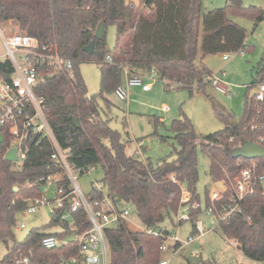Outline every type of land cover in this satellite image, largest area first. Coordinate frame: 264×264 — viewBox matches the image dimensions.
Returning <instances> with one entry per match:
<instances>
[{"label": "trees", "instance_id": "obj_1", "mask_svg": "<svg viewBox=\"0 0 264 264\" xmlns=\"http://www.w3.org/2000/svg\"><path fill=\"white\" fill-rule=\"evenodd\" d=\"M243 17L257 23L263 20L261 9L242 7L240 0H226L223 8L204 14L201 19V0H138L137 4L125 0H0V24L11 22L20 34L38 39L40 47L48 48L60 57L70 60L71 71L44 70L42 80L35 89L42 100V110L59 147L70 156L69 164L80 169V176L91 168H99L109 196L115 205L130 206L141 226L157 228L166 218L175 214L180 206L181 191L167 182L174 175L180 182L188 179L187 189L192 202H199L196 194L198 167L196 142L208 159V177L213 183L226 187L222 199L210 202L205 197V209L217 219L216 230L227 241L233 242L248 260L264 262V185L258 180L253 193L241 202L242 212L220 221V213L234 195V181L244 168L254 164L255 177L264 174V159H234L230 151L250 140L264 148V97L259 101L250 89L264 83V64L247 87L243 115L238 121H225L224 129L209 135L196 136L190 121L184 116L173 121L174 139L179 144L177 161L166 159L153 168L150 163L126 153L131 142L109 125L111 102L106 95L115 93L121 85L116 64H127L140 73L151 70L161 82L177 88L200 91L212 73L203 64L206 56L244 53L247 46L246 30L234 23L233 18ZM104 21L105 29L112 25L116 40L111 51L105 36L96 40L94 33ZM106 35V32H105ZM94 42L91 55L84 48ZM111 62H106V57ZM261 61H264V56ZM84 62L100 65V92L88 96L87 87L78 73ZM13 66L8 59L0 61V77L9 80ZM76 121L77 125H75ZM125 124V123H124ZM0 242L7 253L0 264L17 263L23 258L27 264H56L59 259L78 256L76 241L68 239L90 228L85 213L79 210L62 224L63 231L47 233L58 226L53 218L48 224L33 228L17 241L13 229L17 214L23 212L30 200L42 196L45 181L60 175L67 186L63 169L51 160L54 152L46 138L29 136L22 165L4 160L12 143L7 131H0ZM262 139V140H261ZM91 200L100 195H88ZM68 204H66V207ZM201 212L190 211L192 233ZM168 235L166 230H158ZM55 235L67 239L65 244L46 250L41 239ZM105 238L109 250V264H158L162 259L160 247L163 237L142 231H133L125 222L107 228ZM178 245L175 246L177 248ZM199 258V257H198ZM187 259L188 264H219L202 258Z\"/></svg>", "mask_w": 264, "mask_h": 264}, {"label": "rangeland", "instance_id": "obj_2", "mask_svg": "<svg viewBox=\"0 0 264 264\" xmlns=\"http://www.w3.org/2000/svg\"><path fill=\"white\" fill-rule=\"evenodd\" d=\"M134 1L138 2V0ZM225 3L226 0H201V19L204 14L223 8ZM240 3L242 7L254 6L264 13V0H240ZM233 21L246 30L249 50L244 53L226 54L229 57L227 62L222 60L223 55L206 56L203 59V63L212 74L224 71L223 80L229 86L228 96L218 93L211 86H206L200 91L195 88L192 90L177 88L173 84L168 88L166 84L169 82H161L154 72H149L146 76L145 84L151 85L148 93H143L140 88L130 87L126 91V100L118 99L115 93L106 95L112 104L109 113L110 127L116 130L122 139L131 141L126 149L128 155L134 156L136 146H140L142 152L140 160L150 163L153 168L162 159L169 162L177 161L176 152L180 147L174 139L172 131L174 120L185 116L190 121L196 136L200 137L224 129L225 121L220 115L234 121H238L243 115L247 87L264 64V61H261L264 56V17L257 23L243 17H235ZM0 29L4 30L2 26ZM15 33H20L18 27L6 30L4 36L8 37ZM105 39L108 48L112 51L116 40L114 26L109 25L106 28ZM4 53L0 33V61L7 59ZM16 57L20 59L21 55L17 54ZM78 73L87 87L88 96L99 94L100 65L95 62L80 63ZM121 84L124 86L122 78ZM258 90L259 86L250 89L249 95L258 92ZM163 107L168 108L167 113L160 112ZM2 139L0 133V145ZM196 159L198 167L196 194L201 206V212L197 219L202 221L205 231L208 229L211 231L202 237H198L196 233L193 234L191 222H178L182 216L181 211L172 214L170 218H166L160 223L155 229L169 232L170 235L166 242L168 246L173 245L171 238L175 236L180 242H185L189 237L193 238V243L180 251L173 258L172 264H185V258H188L191 253L201 254L203 260H214L219 264H237V261L240 264H252L235 249L236 245L233 242L227 241L221 236L220 231L216 230V224L211 216L206 215V193L213 189L219 191L224 188V185H215L208 177L209 162L202 155L198 141L196 142ZM76 177L78 185L84 194L88 195L92 187L91 183L101 181L102 172L97 168L95 171ZM43 189L45 186L42 187ZM53 191L54 187L50 189L48 197L53 196ZM43 211L46 213L45 210ZM16 220L17 224L24 223L27 227L22 231L13 230L15 239L22 241L33 228L44 226L50 218L45 214L40 219L36 215H29L23 211L17 214ZM126 225L133 231L143 229L133 210ZM49 229L59 231L56 228ZM6 253L7 246L0 242V260ZM168 256V253H163L162 259H168ZM259 264H264V262Z\"/></svg>", "mask_w": 264, "mask_h": 264}, {"label": "built area", "instance_id": "obj_3", "mask_svg": "<svg viewBox=\"0 0 264 264\" xmlns=\"http://www.w3.org/2000/svg\"><path fill=\"white\" fill-rule=\"evenodd\" d=\"M2 44L5 57L11 62L14 71L9 80L0 77V131L5 130L12 137V143L8 151L11 149L17 150V161L14 164L22 165L27 151L25 141L30 135L40 139L46 138L54 149L51 160L63 169L67 183V186H65L60 175L49 177L45 181V189H43L42 196L30 200L24 211L29 215H36L40 219L47 214L50 220L46 224L55 218L61 224L52 228L59 230L54 231V233H60L63 231L62 224L69 222L71 214L82 210L90 223V228L80 234L71 236L73 238H68L77 242L79 248L78 256L67 260L60 258L56 264H109V250L105 238V230L120 222L127 223L132 208L126 205H115L103 181L91 183L90 192L100 195L98 199L91 200L88 196L90 192L88 195L84 194L78 185L76 177L80 176V169L74 168L69 164L68 158L70 154L62 150L57 144L43 113L42 100L35 94V89L42 80L45 69L46 71L50 68L60 71H71L73 64L70 60L60 57L50 49L41 48L38 39L33 36L15 33L8 37H2ZM17 54L21 55L20 59L16 57ZM222 60L227 62L229 60L228 55H223ZM105 61L111 62V58L107 56ZM115 66L124 81V86L121 84L115 91L118 99L126 100V91L130 87L140 88L144 93L150 91L151 85L145 84L147 74L140 73L127 64L119 63ZM153 72L151 70L150 73ZM224 77L225 73L221 70L215 74L211 73L207 78V82L215 91L228 96L229 86L224 82ZM255 97L259 101L263 100L264 83L259 85V90L256 92ZM160 112L167 113L168 108L163 107ZM141 155V147L136 146L134 156L140 159ZM254 169V164L250 168L242 169L235 179L234 195L222 209L220 221L228 220L242 212L240 204L247 195L253 193L255 181L258 180L264 185V174L255 177ZM95 170V168H91L88 172ZM167 182L177 185L181 191L180 206L177 212L181 211L182 216L178 222H190V211L198 210L201 206L199 202H192V194L187 189L188 179L184 178L180 182L174 175H170L167 178ZM52 187H54L53 196L48 197ZM223 187L219 191L213 189L209 192L210 202L222 199L223 193L226 191V187ZM66 204H68L67 207ZM206 215L211 216L213 222L217 224V219L210 209L206 210ZM26 228V225L22 223L16 224L13 230L22 231ZM194 229L198 237L206 234L203 223L200 220H196ZM140 231L153 236L161 235L163 237L160 251L168 253L169 256L168 259H161L158 264H172L173 258L182 249L193 243V238L191 237L185 242H180L175 236L171 238L173 245L168 246L166 242L170 234L162 235L153 228H143ZM66 242L67 239L61 240L55 235H46L41 239L40 245L46 250H52ZM176 245H178L177 248H175ZM190 257L196 259L199 256L193 253L190 254ZM17 263L27 264L28 259L23 258L18 260ZM253 264H256V262H253Z\"/></svg>", "mask_w": 264, "mask_h": 264}, {"label": "water", "instance_id": "obj_4", "mask_svg": "<svg viewBox=\"0 0 264 264\" xmlns=\"http://www.w3.org/2000/svg\"><path fill=\"white\" fill-rule=\"evenodd\" d=\"M105 24L104 21H101L96 27L94 38L96 40H102L105 36ZM94 51V42L89 44L84 48V52L86 54L91 55ZM75 125H77L76 121H74ZM16 149L9 150L5 156L4 160L10 163H15L17 161ZM230 155L234 159H244V160H254V159H264V148L259 146L258 144L253 143L250 140H246L242 142L239 146L233 148L230 151Z\"/></svg>", "mask_w": 264, "mask_h": 264}, {"label": "crops", "instance_id": "obj_5", "mask_svg": "<svg viewBox=\"0 0 264 264\" xmlns=\"http://www.w3.org/2000/svg\"><path fill=\"white\" fill-rule=\"evenodd\" d=\"M127 3H132V4H134V3H137V1H134V0H125ZM0 26H2L3 28H4V30H1L0 29V33H1V36L2 37H5L4 36V32L6 31V30H9L10 28H17V26L15 25V24H13V23H11V22H8V23H6V24H0ZM3 31V32H2ZM204 64V63H203ZM205 65V64H204ZM208 69V68H207ZM209 70V69H208ZM144 93V92H143ZM148 93V92H147ZM215 185H220V184H222V182H218V183H214ZM222 189V188H221ZM200 203V202H199ZM196 220H198V219H196ZM196 220H195V222H196ZM201 221V220H200ZM46 225V224H45ZM204 227V226H203ZM209 231H211V229H208L207 231H205L206 233H208ZM47 233H54V231H51V229H49V230H47ZM235 249L240 253V251L237 249V247L235 246ZM184 249H182V251H183ZM191 254H193V253H191ZM194 254H197V253H194ZM241 254V253H240ZM198 256H199V258H201L202 256H201V254H197ZM242 255V254H241ZM183 256V255H182ZM242 257L244 258V259H246L243 255H242ZM183 258H185L184 256H183ZM198 258V259H199ZM187 259H193V258H191L190 257V255H189V257L188 258H185V260H184V262H185V264H188L187 263ZM203 260V259H202ZM248 262H250V263H252L253 264V261H250V260H248V259H246ZM203 261H209V260H203ZM237 264H240L238 261H237ZM256 264H259V263H256Z\"/></svg>", "mask_w": 264, "mask_h": 264}]
</instances>
